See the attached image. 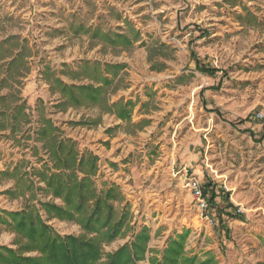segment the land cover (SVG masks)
<instances>
[{
  "label": "rangeland",
  "instance_id": "374dc122",
  "mask_svg": "<svg viewBox=\"0 0 264 264\" xmlns=\"http://www.w3.org/2000/svg\"><path fill=\"white\" fill-rule=\"evenodd\" d=\"M96 27L130 36L136 31L138 41L112 48L91 38ZM23 47V60L6 75ZM86 61L125 65L107 100L134 102L131 123L145 120L144 127L98 106L58 107L46 69L67 84H94L91 69L78 74ZM160 64V71L152 70ZM0 65V96L14 92L27 114L19 130L0 131V247H17L4 213L29 205L57 234H83L77 223L50 218L39 205H62L36 174L52 165L39 138L43 116L78 155L97 157V189L119 187L121 201L113 204L127 207L129 221L102 245L103 256L145 227L148 255L159 259L170 239L185 234V254L197 264H218L231 237L239 257L250 264L264 260L258 249L264 239V0H0ZM183 166L208 199L216 193L209 205L214 225L199 216L179 172ZM226 216L238 222L235 230Z\"/></svg>",
  "mask_w": 264,
  "mask_h": 264
},
{
  "label": "trees",
  "instance_id": "16d2710c",
  "mask_svg": "<svg viewBox=\"0 0 264 264\" xmlns=\"http://www.w3.org/2000/svg\"><path fill=\"white\" fill-rule=\"evenodd\" d=\"M131 33L132 36L125 32H103L96 27L92 30L91 38L98 37L112 48L120 47L123 50L138 41L139 33ZM24 50V47L21 48L15 58L6 65V75L10 76V69L16 61L23 60ZM124 66L120 63L83 62L80 67L83 71L78 74L87 76L88 73L84 71L91 69L88 76L94 84H67L48 68L45 78L50 82L51 90L59 94L61 100L58 107L61 109L82 105L98 106L101 113L114 115L117 120L141 129L148 122L142 120L136 124L131 123L134 102L118 101L109 104L107 100L108 89ZM163 67L164 65L160 64L159 67L151 68L160 71ZM198 70L201 73H209L202 68ZM61 74L69 75L72 72L64 71ZM0 104H3V107H0V131L10 129L15 132L20 129L22 123L27 122L25 106L18 103L14 92L0 96ZM212 112L220 115L217 110ZM40 122L39 138L44 140L43 146L52 160V165L49 167L47 163L43 164L36 174L44 183L45 192L61 200L62 205L52 202H40L39 205L50 218L77 223L83 234H57L42 220L35 206L29 205L20 211L6 212L4 214L10 218L7 224L18 236L17 247L12 249L1 246L0 264H139L142 261L149 264H197L194 257L185 254V234H177L174 239H170L160 259L155 255L149 256L147 243L150 236L145 227L129 244H124L103 256L102 245L120 236L129 221L127 207L118 210L113 204L114 201H121L119 187L111 183L97 189L93 180L97 172V157L90 152L78 155L72 141L58 138L55 134L56 128L49 119L41 116ZM98 123L99 119L93 121L94 125ZM246 132L250 136L253 135L250 130ZM207 192L208 190L204 189V194ZM216 196V193L211 191L209 205L214 203ZM29 252H36V255H26Z\"/></svg>",
  "mask_w": 264,
  "mask_h": 264
},
{
  "label": "built area",
  "instance_id": "2783aa9c",
  "mask_svg": "<svg viewBox=\"0 0 264 264\" xmlns=\"http://www.w3.org/2000/svg\"><path fill=\"white\" fill-rule=\"evenodd\" d=\"M64 131V130H63ZM65 132V131H64ZM67 138H73L74 141L77 139L74 136L66 133ZM184 177L185 186L188 188L193 200L195 201V206L199 211V216L203 218L208 224L214 225L212 215L209 208V200L206 194H204V189L195 175H193L187 166H183L179 171Z\"/></svg>",
  "mask_w": 264,
  "mask_h": 264
},
{
  "label": "crops",
  "instance_id": "0c3cea01",
  "mask_svg": "<svg viewBox=\"0 0 264 264\" xmlns=\"http://www.w3.org/2000/svg\"><path fill=\"white\" fill-rule=\"evenodd\" d=\"M202 92H203V90L201 91V93ZM226 220H227L226 222H227L229 228H232L233 230H235L237 228L236 224L238 222L236 220H231V219L229 220L228 216H226ZM234 243H236L235 240H234V237H231L228 240V246H227V250L225 252L226 253L225 254V258L221 259V261L218 262V264H250L249 260H245L241 256L239 257L235 253V251L233 250ZM259 248H260V250H259L260 253H262V251L264 250V239L263 240L262 239L258 240V249ZM255 264H264V260H257Z\"/></svg>",
  "mask_w": 264,
  "mask_h": 264
}]
</instances>
